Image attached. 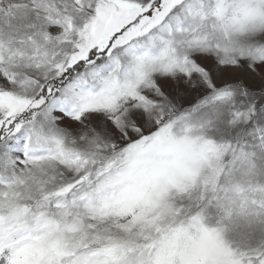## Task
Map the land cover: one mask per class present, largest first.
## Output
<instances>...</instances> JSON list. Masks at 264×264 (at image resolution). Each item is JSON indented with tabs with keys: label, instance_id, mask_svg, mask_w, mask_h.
<instances>
[{
	"label": "snow or ice",
	"instance_id": "snow-or-ice-1",
	"mask_svg": "<svg viewBox=\"0 0 264 264\" xmlns=\"http://www.w3.org/2000/svg\"><path fill=\"white\" fill-rule=\"evenodd\" d=\"M0 264H264V0H0Z\"/></svg>",
	"mask_w": 264,
	"mask_h": 264
}]
</instances>
